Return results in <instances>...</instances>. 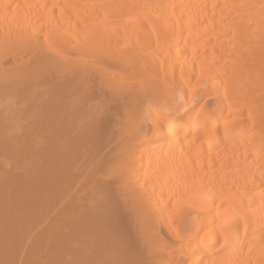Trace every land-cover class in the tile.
<instances>
[{
  "label": "bare ground",
  "instance_id": "bare-ground-1",
  "mask_svg": "<svg viewBox=\"0 0 264 264\" xmlns=\"http://www.w3.org/2000/svg\"><path fill=\"white\" fill-rule=\"evenodd\" d=\"M0 264H264V0H0Z\"/></svg>",
  "mask_w": 264,
  "mask_h": 264
}]
</instances>
